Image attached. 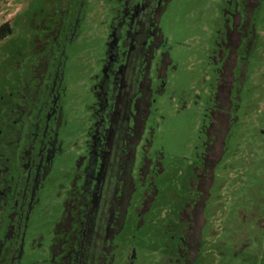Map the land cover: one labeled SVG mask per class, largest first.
Here are the masks:
<instances>
[{
	"label": "rangeland",
	"instance_id": "1",
	"mask_svg": "<svg viewBox=\"0 0 264 264\" xmlns=\"http://www.w3.org/2000/svg\"><path fill=\"white\" fill-rule=\"evenodd\" d=\"M68 1L82 10L75 34L62 51V154L55 160L49 186L40 193L30 226L36 241L25 251L22 264H50L49 247L63 201L77 160L86 153L92 88L121 2ZM239 1L161 4L157 25L162 44L150 68L152 87L157 82L153 65L162 54L167 69L162 91L152 94L143 136L149 139L152 163L143 182H136L126 226L115 236L125 239L135 255L123 262L120 248L121 261L117 257L114 264H163L166 237L173 234L175 240L179 234L173 231L176 211L187 195L197 192L199 169L207 176L202 175L204 205L190 264H264V0ZM48 10L49 0H0V23L11 26L0 39V107L26 73L37 40L43 45ZM231 34L239 39L232 49L227 45ZM217 113L224 115L223 138L211 155ZM140 155L138 147L134 171ZM144 188L145 211L140 224H132L133 203Z\"/></svg>",
	"mask_w": 264,
	"mask_h": 264
},
{
	"label": "flooded vegetation",
	"instance_id": "2",
	"mask_svg": "<svg viewBox=\"0 0 264 264\" xmlns=\"http://www.w3.org/2000/svg\"><path fill=\"white\" fill-rule=\"evenodd\" d=\"M164 1L120 2L106 43L102 71L92 88L95 100L86 153L77 160L63 201L49 247L50 264H114L117 257L121 261L117 254L123 252V262H130L135 255L125 239L117 240L115 236L126 226L136 182L143 180L152 163L149 139L143 136L152 94L162 91L167 69V57L162 54L153 65L157 82L152 87L150 68L162 44L157 16ZM80 15L78 4L70 7L68 0H49L43 45L38 46L37 40L26 73L0 107V264H22L25 251L36 241L30 228L33 213L41 200L40 193L52 179L55 160L62 154L58 104L62 51L76 31ZM4 36L0 31V39ZM238 44L239 39L229 36L227 45L231 49ZM213 120L211 155L221 147L224 115L217 113ZM135 135L139 138L131 154ZM138 147L141 155L134 171ZM202 170L196 173L197 192L187 195L176 211L173 231L179 234L175 240L173 234L166 237L163 264H190L194 257L205 196L202 175L206 173ZM147 197L144 188L133 203L132 224H140Z\"/></svg>",
	"mask_w": 264,
	"mask_h": 264
},
{
	"label": "trees",
	"instance_id": "3",
	"mask_svg": "<svg viewBox=\"0 0 264 264\" xmlns=\"http://www.w3.org/2000/svg\"><path fill=\"white\" fill-rule=\"evenodd\" d=\"M83 3V2H82ZM81 8H80V14H81ZM81 16V15H80ZM0 31H1V36H4L6 33H9L11 31V27L10 24L8 22H5L4 24L0 25ZM75 32L72 33V36H74ZM138 135V134H137ZM134 141L131 143V154H133V150H134V144H136L137 139L139 138V136H133ZM131 160H132V155H131Z\"/></svg>",
	"mask_w": 264,
	"mask_h": 264
}]
</instances>
